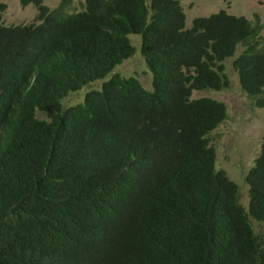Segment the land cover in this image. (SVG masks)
Returning a JSON list of instances; mask_svg holds the SVG:
<instances>
[{
    "label": "trees",
    "instance_id": "16d2710c",
    "mask_svg": "<svg viewBox=\"0 0 264 264\" xmlns=\"http://www.w3.org/2000/svg\"><path fill=\"white\" fill-rule=\"evenodd\" d=\"M22 4L36 6L33 22L0 13V264H264L252 222H264V137L246 209L209 139L228 105L193 97L229 88L235 57L243 91L264 108L259 15L222 9L188 26L180 0ZM131 34L152 89L111 74L135 54Z\"/></svg>",
    "mask_w": 264,
    "mask_h": 264
},
{
    "label": "rangeland",
    "instance_id": "374dc122",
    "mask_svg": "<svg viewBox=\"0 0 264 264\" xmlns=\"http://www.w3.org/2000/svg\"><path fill=\"white\" fill-rule=\"evenodd\" d=\"M62 0H44L51 8L56 7ZM85 0H72L73 7L83 8ZM187 15L188 26L198 16H208L222 9L231 14L244 15L248 19L256 20L259 15L264 22V0H180ZM1 5H4L2 8ZM0 13L7 25L30 23L35 20L38 10L34 4L23 5L22 0H0ZM136 46L134 55L118 65L111 74L120 73L124 76L135 75L140 78L143 85L153 88V76L141 51L142 38L139 34L130 35ZM242 47L240 48V50ZM233 59L226 60L227 73L231 79V86L227 89L194 91L193 97L210 96L224 101L228 105V118L209 134L210 143L217 150V168L224 169L228 175L239 185L241 203L248 208L249 185L246 174L255 164L260 154L264 137V108L253 105L252 99L247 95L240 84L238 74L233 67ZM111 74L100 80L93 81L80 90L69 93L63 99L64 107L79 104L84 101L85 94L92 89H100L103 82ZM38 117L47 119L39 111ZM254 227L264 238V222L252 218Z\"/></svg>",
    "mask_w": 264,
    "mask_h": 264
}]
</instances>
